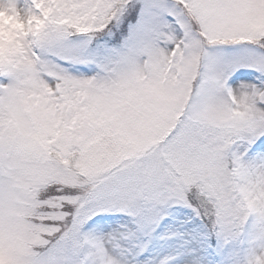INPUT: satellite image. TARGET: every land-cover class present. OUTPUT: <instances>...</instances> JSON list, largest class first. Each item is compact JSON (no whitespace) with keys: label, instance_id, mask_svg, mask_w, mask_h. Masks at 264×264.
<instances>
[{"label":"snow or ice","instance_id":"obj_1","mask_svg":"<svg viewBox=\"0 0 264 264\" xmlns=\"http://www.w3.org/2000/svg\"><path fill=\"white\" fill-rule=\"evenodd\" d=\"M0 264H264V0H0Z\"/></svg>","mask_w":264,"mask_h":264}]
</instances>
